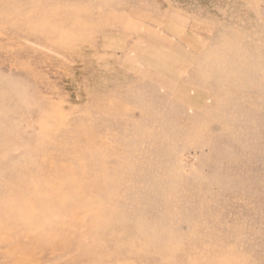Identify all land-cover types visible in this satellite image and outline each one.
<instances>
[{
	"label": "rangeland",
	"instance_id": "obj_1",
	"mask_svg": "<svg viewBox=\"0 0 264 264\" xmlns=\"http://www.w3.org/2000/svg\"><path fill=\"white\" fill-rule=\"evenodd\" d=\"M0 264H264V0H0Z\"/></svg>",
	"mask_w": 264,
	"mask_h": 264
}]
</instances>
